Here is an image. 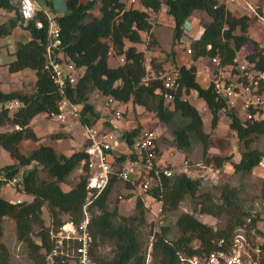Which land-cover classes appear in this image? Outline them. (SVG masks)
<instances>
[{
  "label": "trees",
  "instance_id": "trees-1",
  "mask_svg": "<svg viewBox=\"0 0 264 264\" xmlns=\"http://www.w3.org/2000/svg\"><path fill=\"white\" fill-rule=\"evenodd\" d=\"M163 1L173 20V46L184 34L186 19L193 11L201 10L210 18L201 35L189 40L187 47L191 50L192 62L188 66L174 65L179 77L172 99L163 98L166 91L163 82L152 77L151 73L168 68L166 64L169 60L173 62L175 51L171 49L169 56L159 58L151 53L157 40L147 41V37L152 36L149 11H159ZM45 2L51 3L50 0ZM65 8L66 12L55 15L60 31L59 48L55 50L68 55L77 67H83V73L74 84L66 82L61 92L53 82L50 70L45 67L48 35L44 12L39 10L34 19L24 20L19 13L18 0L15 3L13 0H0V9L12 12L9 19L0 23V38L10 35L15 28L28 33L26 39L14 41L13 58L6 64L7 71L14 73L30 69L35 74L31 91L0 89V127L13 126L10 130H0V147L15 160L0 167V238L3 217L12 218L16 239L28 249L30 258L35 264H46L45 255L52 246L49 231L56 230L65 220L78 223L84 216L85 205L89 219L87 228L92 236L91 253L99 264H144L149 244L154 264H186L184 259L188 256H204L219 247V240L228 242L234 229L248 217V225L263 220L264 176L259 179L257 195L250 199L254 201L247 203L241 196L240 186L225 182L216 193H212L202 190L201 180L185 171L173 172L170 176L151 172L150 185L142 194L145 197L130 191L124 194L127 198L133 195V211L128 215L120 214L117 201L124 197L118 194L111 201L109 195L119 182L127 189L133 187L118 177L122 162L136 159L133 153L108 151L112 154L110 162L113 167L108 183L99 193L93 190L88 199L86 152L83 149L72 150L68 154L58 152L51 144L37 142L39 137L29 125L38 114L56 112L63 96L72 103L81 104L78 119L82 124H93L99 114L88 99L90 93L97 90L104 96L132 105V109L140 107L152 113L164 125L163 131L169 134V145L184 152L189 163L191 161L187 157L192 147L199 144L205 164L220 167L227 161L241 178L252 174L264 156L263 151L252 145L257 137L264 135V119L258 116L249 119L234 109H225V100L217 97L211 83L206 86L200 84L197 66L203 58L216 57L218 66L237 71V52L251 42L252 48L242 56V60L248 63L247 70H263L264 36L260 41L251 38L252 15L235 13L218 0H137L135 4L122 0H65ZM94 9L98 14L92 13ZM36 19L43 21V28L35 26ZM125 41L142 43L144 49L126 46ZM146 51L150 52L148 58ZM111 53L121 56L122 62L109 66ZM239 80L249 83L245 76ZM191 91L194 95L190 94ZM184 96L188 98L184 99ZM194 98L201 99L209 110L211 128L217 125L220 115L227 118L229 130L241 144L237 160H231V154H208L212 138L203 129L199 110L191 102ZM11 101L17 102L13 112H9L7 106ZM142 127L137 122L136 126L119 133L127 147H132ZM49 136L60 139L68 134L57 131ZM25 140L37 142L28 153L21 149ZM155 148L158 149L157 145ZM82 160V172L76 182L67 189L63 188V183H67L68 176ZM20 170L21 177L15 189L26 194L27 199L16 202L2 196L1 187L10 185L8 181ZM144 198L161 201L163 213L174 210L183 200L188 202L189 209L180 212L173 222L178 234L171 236L169 225L150 228L146 235L141 232L148 206ZM43 207L48 211V224L42 217ZM203 215L220 220L222 224L213 226L201 219ZM104 243L111 246L108 258L98 251L100 244ZM0 264H9V251L1 239ZM53 264H66V261L56 257Z\"/></svg>",
  "mask_w": 264,
  "mask_h": 264
},
{
  "label": "built area",
  "instance_id": "built-area-1",
  "mask_svg": "<svg viewBox=\"0 0 264 264\" xmlns=\"http://www.w3.org/2000/svg\"><path fill=\"white\" fill-rule=\"evenodd\" d=\"M126 3L135 4L137 0H122ZM234 1V0H229ZM246 2V0H244ZM247 4H249L247 2ZM249 11L252 17L259 23L264 24V16L260 15L250 4ZM20 16L24 20L34 19L37 11L35 0H18ZM47 22L48 41L45 47L46 64L45 67L51 72L53 82L62 92L66 82L74 84L83 73V67H77L68 55L63 54L59 49V25L55 16L45 14ZM37 28H43L41 19L35 20ZM57 51V52H56ZM187 54L191 53L190 48L185 49ZM212 63V90L217 97L225 100V109H234L246 118L258 116L264 119V69L261 71L247 70L248 63L242 60L238 63L237 71H231L230 67L218 66L216 57L209 58ZM152 77L160 78L166 91L162 96L164 99H172L173 93L178 85V72L174 67L151 73ZM247 77L249 83H243L239 78ZM187 96H184V99ZM17 105L16 101L8 102L7 106ZM127 103L118 102L111 96H104L102 107L108 112H112L116 118L121 117L122 107L126 108ZM80 103H72L63 96L58 104L56 112L45 113L46 116L64 121L72 116L79 118L81 111ZM81 137L84 142L83 150L88 155L87 158V198L89 199L93 190L99 193L108 183L113 170L111 166L114 145L118 142L119 134L111 129L101 128L94 124H83ZM157 133L148 126L142 127L139 135L135 137L132 147H127L124 153H133L134 160H124L118 177L123 181H128L133 185L131 190L139 191L142 195L150 185L151 172L170 176L173 172L185 171L188 175L198 177L201 181L207 180L209 183H217L220 176V168L213 164L189 163L183 159L180 164H164L161 153L156 146ZM127 146V145H126ZM115 152V151H114ZM123 153V152H121ZM84 160L80 162L81 172ZM258 166L264 167V156L260 159ZM18 178L9 180L10 185L16 186ZM130 191V190H129ZM135 194V193H134ZM136 195V194H135ZM131 198V197H130ZM128 198V199H130ZM23 198H16L13 201L19 202ZM87 199V203L89 202ZM123 200V199H122ZM158 209L161 211V201H157ZM255 205L258 206L257 202ZM83 207L84 216L74 223L65 220L56 230L49 231L52 246L45 255L46 264H53L56 257H60L66 264H99L91 253L92 236L88 231V215ZM248 217L244 223L237 226L228 242L219 240V247L213 249L204 256L193 254L184 259L186 264H264V228H259L256 224L248 225ZM151 239V237H150ZM150 244L144 264H150Z\"/></svg>",
  "mask_w": 264,
  "mask_h": 264
},
{
  "label": "rangeland",
  "instance_id": "rangeland-1",
  "mask_svg": "<svg viewBox=\"0 0 264 264\" xmlns=\"http://www.w3.org/2000/svg\"><path fill=\"white\" fill-rule=\"evenodd\" d=\"M39 1V2H38ZM51 3L48 4L45 2V0H35L36 4H38L40 7L43 9L47 10L50 14H60L59 9L61 8L63 4V0H50ZM234 2V3H232ZM229 2L227 1L226 4L229 8H234L237 7L238 11L240 13H249L250 11L247 7H240L238 6V2L236 0ZM249 2L252 4V6L255 8V10L260 14L264 16V8L262 3L264 0H249ZM257 6H255V5ZM65 5V2H64ZM139 6V5H137ZM263 8V9H262ZM41 9V8H40ZM198 12V11H194ZM92 13L98 14L96 9L93 10ZM149 20L151 21V34L152 36L147 37V41L149 40H157V43L154 44L151 53L153 55H156L160 58H165V56H169L170 50L175 49V51H180L182 50L183 46L185 48L188 45V41L190 37H199L203 31L204 25L202 22L199 20L194 19V15L188 16L184 25V34L175 42L174 46L172 43V24L173 20L171 16L166 12V4L163 1L162 7L159 11L157 12H152L149 11ZM196 14V13H195ZM205 14V13H204ZM206 18L208 16L205 14ZM251 26L249 29V33L251 38L257 39L259 36V31L263 32L264 34V24H261L257 22L256 20L252 21L250 20ZM256 22V23H255ZM189 25H191L189 27ZM256 28L252 27L255 26ZM198 26V29H197ZM191 28L197 29V33L194 34ZM254 28V29H253ZM258 29V30H257ZM263 38V37H262ZM261 38V39H262ZM260 39V40H261ZM8 41H12L11 38L7 39ZM8 45V43H3L0 44L1 50H0V55L1 56H7L5 53L6 49L4 46ZM130 45H134L137 49L143 50L144 45L142 43H131ZM3 47V48H2ZM252 48L251 42H248L244 46L240 48V50L237 52V60L238 63L242 61V56L250 49ZM150 56V52L146 51V57L148 58ZM4 58V57H3ZM170 58V57H169ZM122 62V57L118 55H113L112 53L109 55L108 58V64L109 66H115L117 64H120ZM212 63L210 62L209 58H203L202 60L199 61V67L201 70L205 67L206 69H211L212 68ZM27 71L32 72L31 78L29 75L25 74L22 76H17L15 74H12L11 72H8L6 69H0V89L4 91H9V90H20V91H30L33 89L34 86V79H35V74L33 70L26 69ZM211 77L208 78L207 85L211 81ZM31 80V81H30ZM103 98L104 95L101 94L99 91L94 90L92 93L89 95L88 102L91 103L95 109L96 112H98L99 116L101 118H107L110 119L112 122V129H121L122 128H129L136 126L137 122H142V126H148L154 129L157 133V139H156V145L158 147V150L160 153L165 152L166 155V161H164V164H180L182 162L183 157H186L185 153L182 151L177 150L173 146L169 145L167 142V139L170 137L168 136L169 134L167 131L164 130V125L159 122L153 115L152 113L145 112L141 110L140 107H133L127 103L126 108H121L122 109V115L119 118H116L112 112H108L107 110L105 111L104 108L102 107L103 103ZM188 98V97H186ZM191 102L198 108L199 113L201 115L202 121H203V129L207 132H209L210 137L212 138V145L208 147V154H231V160H237L239 157V149L241 148V144L238 142L236 139L235 135L232 134V132L228 129V126L223 124V122L226 121V118L222 115H220V123H217V125L214 128H211V114L209 110L205 107L204 109L201 106H198V103L195 102L193 99ZM8 104V103H7ZM17 105H10L9 106V112H13L16 109ZM34 127L38 131L41 130H48V127L51 125L58 126L65 128L63 130L68 134V136L60 139H52L49 134H46L42 137H40V143H45V144H53L54 148L58 152H69L70 149H76L79 148L81 149V143L83 142H75L76 137L81 141L83 140L81 137V130L83 124L80 122L78 118L69 116L67 117L64 121H61L59 119L51 118L49 116H46L44 113L43 114H38L34 116ZM227 122V121H226ZM145 124V125H144ZM96 126V125H95ZM55 127V128H56ZM13 126L11 125H5L3 127H0V130H10L12 129ZM59 131V130H57ZM56 131V132H57ZM170 139V138H169ZM119 142H122L123 144L124 141L119 137L118 138ZM75 148H70V145H72ZM75 144V145H74ZM253 146H256L258 149L264 152V135H261L257 137L254 142L252 143ZM83 146V145H82ZM21 149L25 152L28 153V150L30 149V141L25 140L21 143ZM71 152V151H70ZM162 157V155H161ZM192 164L194 163H204L201 159V147L199 144H194L192 147V151L190 152V155L187 157ZM185 159V158H184ZM15 160L11 155H9L7 152H5L1 147H0V167L6 164L13 163ZM220 168V176L219 180L217 183H209L207 180H202L200 181V188L202 190H209L212 193H216L217 188L225 183L229 182L232 185L235 186H240L242 188V194L241 196L246 199L247 203H252L254 200L252 199L254 196L257 195L258 190H259V177L256 175V171L253 170L252 174H249L245 177L240 176L238 172H233L230 164L226 161L223 163ZM264 169V167L262 166ZM81 166L78 165L75 170L68 176L67 183H63V188H69L71 187L77 180L78 175L81 173ZM21 171L16 175V178L21 177ZM122 183L119 182L115 188L111 191L109 198L111 201H114L116 196L118 197V194L123 196V200L118 199L117 201V207H118V212L120 214L128 215L133 211V205H134V197L128 199L124 194H128L129 190L131 193L138 194L139 191L127 189L125 187L120 186ZM5 186L9 187L7 189ZM122 187V188H121ZM17 187L13 185H4L1 187V194L4 197L7 198H12L14 195L20 196L21 198L27 199L26 194L19 192L16 190ZM20 188V187H19ZM9 191V194L7 192ZM11 192V193H10ZM14 195H13V194ZM9 196V197H8ZM145 197L144 195H142ZM145 199V204H147V208L145 211V216H146V223L144 226L141 227V232L146 235L149 231V229H157L160 225H169L171 228V236H175L178 234V231L174 225V220L176 216L185 210H188V202L186 200H183L179 203L177 208H175L172 211L169 212H158V204L156 201H152L150 198H144ZM14 200V199H10ZM42 217L45 220V223H49V215L46 207L42 208ZM201 219L205 222L210 223L211 225H221L222 221H216L215 219H212L208 215H203ZM2 236H1V241L6 245L9 251V264H35L34 261L30 258L28 254V249L25 247V245L18 241L15 236V228H14V220L10 217H3V222H2ZM256 225L259 228H264V219L263 220H257ZM151 236H149L150 238ZM34 240H38L36 236H33ZM149 240V239H148ZM147 240V241H148ZM98 251L106 258L110 257L111 255V246L109 243H104L100 244L98 247ZM150 264H154L152 262V258L150 260Z\"/></svg>",
  "mask_w": 264,
  "mask_h": 264
},
{
  "label": "crops",
  "instance_id": "crops-1",
  "mask_svg": "<svg viewBox=\"0 0 264 264\" xmlns=\"http://www.w3.org/2000/svg\"><path fill=\"white\" fill-rule=\"evenodd\" d=\"M14 1V3L15 2H17V0H13ZM219 2H224L225 3V5L227 6V4H226V2L227 1H229V0H218ZM255 1V0H254ZM39 2V1H38ZM64 2H65V0H63V4H62V6H61V8L59 9V11H60V14H63L64 12H66V8H65V5H64ZM229 2H231V1H229ZM236 2H238V6H240V7H242V8H244V7H247L249 4L252 6V4L249 2V0H246V2L244 1V0H236ZM247 2L249 3V4H247ZM232 3H234V2H232ZM38 4H40V3H38ZM37 4V8H41V10H42V12H44L46 15H49V16H55V15H60V14H57V13H54V14H50L49 12H47V10H45V9H43L42 7H40L39 5ZM255 5V4H254ZM262 5H263V8H264V2L262 3ZM255 6H257V5H255ZM253 7V6H252ZM227 8H229L228 6H227ZM248 9H249V6L247 7ZM262 8V9H263ZM230 10H232L233 12H235V13H240L239 11H238V9H237V7H232V8H229ZM195 11H198V12H192L191 13V15H194V19L197 21V20H199L200 22H202L203 23V25L205 26L206 24H207V22L210 20V18H209V16L205 13V12H203V11H201V10H195ZM196 13V14H195ZM208 16V18H206V16H205V14ZM190 15V16H191ZM12 16V12H10V11H7V10H5V9H0V23H2V22H5L7 19H9L10 17ZM255 21V19H252V21ZM251 23L252 22H250V26H251ZM256 23V22H255ZM191 25H189V27H190ZM252 27H254V28H256V25L255 26H252ZM253 28V29H254ZM197 29H198V26H197ZM197 29H194V28H191V30L193 31V33L194 34H196L197 33ZM249 29H250V27H249ZM258 30V29H257ZM250 34V33H249ZM264 36V34H263V32H260L259 31V36L257 37V39H255V40H257V41H260V39L262 38ZM28 37V33H27V31H25V30H23V29H20V28H15L13 31H12V33L10 34V35H7V36H4V37H1L0 38V44H3V43H8V45H6V46H4L5 47V49H6V51H5V53L7 54V56H1L0 55V69H6L7 70V66H6V64H7V62L8 61H10L12 58H13V55L11 54L12 53V51H13V49H14V41L16 40V39H26ZM8 38H11L12 39V41H8L7 39ZM193 38H196V37H190L189 38V40H191V39H193ZM189 42V41H188ZM131 43L129 42V41H125V45L126 46H128V45H130ZM186 46V45H185ZM185 46H183V48H182V50H180V51H175V49H174V51H175V55H174V59H173V62L172 61H168L167 62V64L166 65H168V66H170V67H174V65H181V64H184L185 66H188L191 62H192V60H191V58H190V55L189 54H187L186 53V51H185ZM3 48V47H2ZM0 50H1V47H0ZM152 52V51H151ZM154 52V51H153ZM153 54V53H152ZM4 57V58H3ZM160 58V57H159ZM197 66H198V80H199V82H200V84L202 85V86H206L207 85V81H208V78L209 77H211L212 76V74H211V71H212V68L211 69H206L205 67L203 68V70H201V68L199 67V62L197 63ZM12 74H15V75H17V76H22V75H25V74H27V75H29V77L31 78V76H32V72H30V71H27L26 69H22V70H20V71H17V72H14V73H12ZM35 80V79H34ZM31 81V80H30ZM31 91V90H30ZM190 94H193V92L191 91L190 92ZM194 95V94H193ZM195 102H197L198 103V106H201L203 109L206 107L205 105H204V102L201 100V99H198V98H194L193 99ZM198 109V108H197ZM105 111H106V109H104ZM41 114H43V113H41ZM219 118H220V116H219ZM220 120V119H219ZM218 120V122L217 123H220V121ZM34 121H36L34 118L31 120V122H30V127L34 130V132L36 133V135L39 137V140L37 141V142H39L40 141V137H42V136H44V135H46V134H49L50 135V133H53V132H56L57 130H59V131H63V130H65V128H64V126L63 127H58V126H60L59 124H58V126L56 127V126H54V125H50L49 127H48V130L46 129V130H41V131H38L37 132V130L35 129V127H34ZM227 121V122H226ZM226 121L225 122H223V124H225L226 126H228V120H227V118H226ZM94 125H96V126H98V127H101V128H106V129H111V130H113L112 129V122H111V120L110 119H107L106 117L105 118H101L100 116L96 119V121L93 123ZM141 124H142V122H141ZM145 125V124H144ZM121 126V129H114L113 131L114 132H116L117 134H119L122 130H124L123 128H122V125H120ZM56 127V128H55ZM129 128H131V127H129ZM129 128H125V129H129ZM229 129V128H228ZM231 131V130H230ZM233 134V133H232ZM83 140H79L77 137H76V140H75V142H82ZM37 142H32V141H30V149L31 148H34L36 145H37ZM40 143V142H39ZM52 146H54L53 144H51ZM75 145V144H74ZM81 149L83 148V146H84V142H82L81 144ZM83 145V146H82ZM75 148L74 146H73V144L72 145H70V148ZM80 149V147L79 148H76L75 150H79ZM72 150H74V149H72ZM71 149H70V151H72ZM116 153H121V152H126V150H127V146H126V144H123L122 142H117L115 145H114V149H113ZM69 151V152H70ZM68 152V153H69ZM62 153H65V152H62ZM67 152H66V154H68ZM161 155H162V161L164 162V161H166V155H165V152H163V153H161ZM184 158H186V157H183V159ZM182 159V160H183ZM254 171H256L255 173H256V175L259 177V178H261L262 176H264V169L262 168V167H260V166H258V167H256L255 169H254ZM7 189H9V187H7V186H5ZM11 193V192H10ZM7 194H9V191L7 192ZM13 194V193H12ZM14 195V194H13ZM9 197V196H8ZM16 198H21L20 196H16V195H14V197H12V198H8V199H16Z\"/></svg>",
  "mask_w": 264,
  "mask_h": 264
},
{
  "label": "clouds",
  "instance_id": "clouds-1",
  "mask_svg": "<svg viewBox=\"0 0 264 264\" xmlns=\"http://www.w3.org/2000/svg\"><path fill=\"white\" fill-rule=\"evenodd\" d=\"M40 11H42V10H40ZM45 14V13H44Z\"/></svg>",
  "mask_w": 264,
  "mask_h": 264
}]
</instances>
